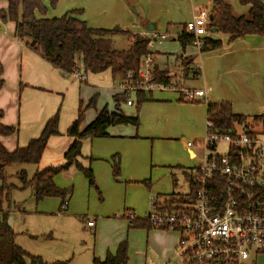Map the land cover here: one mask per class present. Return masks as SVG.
Listing matches in <instances>:
<instances>
[{"label":"rangeland","instance_id":"374dc122","mask_svg":"<svg viewBox=\"0 0 264 264\" xmlns=\"http://www.w3.org/2000/svg\"><path fill=\"white\" fill-rule=\"evenodd\" d=\"M118 1L127 10L136 8L137 5V0ZM226 1L231 5L234 15L246 14L235 9L229 0ZM110 3L108 10L119 13L117 2L110 0ZM137 3L146 8V0H138ZM184 4V9L193 7L192 0H186ZM103 5L104 3H96L95 0H63L55 7L48 4L47 12L52 16H61L68 11L81 8L86 13L90 12L92 20L100 21V24H109L105 16L98 15ZM205 7L209 11V4ZM0 27H3L2 23ZM113 27L120 28L117 23ZM6 33L12 37L10 33ZM217 34L218 38H225L223 34ZM121 38L122 36H117L114 40L116 48L123 50L126 48L124 39L126 37ZM171 43L168 39L164 49H175L176 45ZM105 76L102 73L91 76L87 74L86 84L72 85L66 94L56 95L58 99L56 111H59L58 131L61 121L65 120L62 119L64 104L70 108L74 107L75 118L81 106L83 116L80 130L84 129L96 112L105 105L108 109H113L111 89L113 83L109 75ZM66 78L72 81L71 78L67 76ZM91 80L94 84H91ZM96 92L98 93L96 103L88 108L89 97ZM134 98L132 95V106L120 103V109L125 115L136 114ZM149 98L151 101H148ZM146 99L138 110V128L114 126L107 129V133L112 137L82 141L80 150L81 156L84 157L82 165L84 167L90 165L96 187L90 186L83 173L74 167L58 175L55 185L68 194L67 205L63 210H60V200L56 197L36 202L32 188L22 187L16 177L23 171L29 180L37 166L15 164L5 169L8 176L7 184L13 188L3 210L8 213L9 224L15 234V243L21 249L31 256L40 257L48 264L56 261L66 264H92L96 245L100 247L114 234L121 232L125 236L127 246L131 244L127 264H162L166 258L163 253L166 244L162 238L154 235L159 230L153 228L127 230L126 217L128 214H134L136 219H144L149 210L150 198L157 194L188 192V184L179 169L189 162L184 145L186 142H193L194 139L202 141L205 136L206 112L205 102H177L178 99L173 93L154 91L152 96L149 95ZM80 100L82 104L79 103ZM5 107L8 109V106ZM68 127L69 125L64 128V134ZM261 136L264 150V132ZM10 137L12 136L3 138ZM92 142L96 147L94 153L100 155L98 158L91 152ZM218 150L223 153L225 148L221 145ZM115 154L118 155L120 162L117 177L113 176L112 171V157ZM86 220L94 221L97 227L88 229ZM100 226L96 237L95 230ZM165 233L173 234L167 231ZM256 264H264V256L258 257Z\"/></svg>","mask_w":264,"mask_h":264},{"label":"trees","instance_id":"16d2710c","mask_svg":"<svg viewBox=\"0 0 264 264\" xmlns=\"http://www.w3.org/2000/svg\"><path fill=\"white\" fill-rule=\"evenodd\" d=\"M6 2V10L1 13L3 23L11 22L15 26V37L22 41L26 47L39 55L46 63L57 69L63 76H69L77 69V62L81 69L87 74H100L110 71L114 83L125 78L127 72H133L136 76L141 61L148 54V40L128 30L118 27L112 29H91L86 23L77 19L81 11H71L59 18H46L47 9L44 3L50 7L63 0H3ZM241 6H248L246 14L234 15L231 5L226 0H210L209 20L207 31L216 30L227 37L225 43L219 39L209 36L201 38L200 53L214 51L229 45L237 39L248 35L264 37V0H238ZM125 36L129 40V46L125 49H116L114 38ZM194 37L183 29L178 43L181 51L193 47ZM34 42V45L31 43ZM194 58L187 57L180 60L179 67L183 72V79H198L200 72L194 65ZM3 69L0 65V89L3 86ZM154 85H172L173 79L154 66ZM136 103V114L125 115L120 109V103L126 104L124 94L115 97L116 105L113 111L103 108L95 119L84 129L80 130L82 122L81 106L77 111L76 119L70 124L66 135L74 141L64 154V162L58 166H49L36 170L28 180L25 172H19L16 177L22 187H31L36 202L45 198L56 197L60 200V210L67 205V192L55 185L54 179L59 174L67 171L70 167L83 173L90 186L96 187L92 170L90 167H83L78 159L82 141L85 139L108 138L107 129L114 126H131L138 128V110L147 101L142 92L134 95ZM95 98H92L87 107L95 105ZM205 102L206 120L211 124L212 134L235 133L237 127L245 122L253 130L259 133L262 138L264 132V115L246 117L232 113L231 105L228 102L210 103ZM133 105V102H132ZM131 105V106H132ZM1 115V113H0ZM59 111L50 118L44 125L40 135L30 140L25 147L16 148L8 152L0 143V264H48L40 257L31 256L15 243V234L8 224V213L4 211V203L8 201V195L13 188L7 184L8 176L5 169L15 165L32 164L38 166L44 151L47 148L48 140L51 137L59 136ZM17 132V128L5 127L0 124V138L8 137ZM113 176L119 175L118 155L112 157ZM189 179V173H187ZM191 193L193 188L188 181ZM191 195V194H190ZM180 194L170 195L172 203L182 199ZM129 228H151L149 223L143 219H130L128 216ZM128 260V246L124 240L119 243L114 254L107 253L104 260L93 258L92 264H126ZM50 264H66L56 261Z\"/></svg>","mask_w":264,"mask_h":264},{"label":"crops","instance_id":"0c3cea01","mask_svg":"<svg viewBox=\"0 0 264 264\" xmlns=\"http://www.w3.org/2000/svg\"><path fill=\"white\" fill-rule=\"evenodd\" d=\"M95 1L96 3H104L98 15L105 16L106 21L110 25L100 24V21L92 20L89 11L86 13L81 8L73 9L72 11H81L76 18L85 22L88 28L109 30L114 28L113 25L117 23L120 29L139 35L140 33L149 32L147 31V26L153 24L154 29L151 32L165 35V39L161 43H156L151 51L156 68L164 71L169 67L179 66L180 60L183 58L193 57L195 60L194 65L198 67L200 77L198 79L189 78L185 80L183 83L185 88L204 90L205 100L210 103L228 102L231 105L232 113L235 115L246 117L264 115V37L248 35L235 40L229 45H225L221 49L205 53H200L195 47H188L183 52L180 49L178 39L186 24L199 12H208L205 6L209 4L210 0H192L193 7L191 9H184L186 0H146V8L137 3V0L136 8L132 7L130 10H127L118 0H115L118 4V9L120 8L119 13L114 10H108L111 4L110 0ZM229 1L235 9L240 10V12H247L248 6H240L238 0ZM44 5L48 9V3L46 2ZM6 7V2L0 0V23L3 24V27H0V65H2L3 69V86L0 89V124L5 127H17L18 130L10 138H0V143L8 152H12L16 148L25 147L30 140L40 135L45 123L58 111H56V106L58 105L56 95L60 93L66 94L72 85H81L83 83L76 82L72 78L70 82L66 76H63L57 69L46 63L36 53L26 47L22 41L18 40L14 35V24L11 22L3 23L1 20V13L6 10ZM69 12L71 11L63 15ZM61 16H52L48 12L46 14V18L49 19ZM6 32L10 33L12 37ZM217 35V32L207 34L211 38L219 39L222 43L226 42L227 37L225 35V38L221 39ZM123 38L124 36L121 39ZM124 39L125 47L129 46L128 38ZM168 39L172 42V45H176L175 49H164ZM102 74L106 75L105 77L109 75L112 80L110 71ZM88 75L91 76L93 74ZM67 77L70 78V76ZM104 81H106V78H104ZM96 82H101V80H96ZM84 83L86 84L87 81ZM112 83L113 109H108L107 105L103 107L109 111L114 110L116 105L115 97L119 95L114 88L113 80ZM91 84H94L93 80H91ZM158 92L173 93L178 99L177 102H181L179 95L175 92ZM152 93L150 96H152ZM97 95V92L93 95L91 94L88 101L92 98L96 100ZM79 103L82 104V101L80 100ZM5 106H8V109ZM98 112L86 126L95 119ZM74 118V107L70 108L67 107V104H64L62 119L65 120L64 122L63 120L61 121L60 131H58L59 136L51 137L48 140L47 148L36 170L56 166L63 162L64 154L74 141L64 134V128L68 125L70 126V123L76 119ZM63 126L65 127L63 128ZM108 136L112 137L109 133ZM195 141L199 140L194 139L193 142ZM221 145L226 148L224 144H220L218 147ZM94 146L95 143L92 142L91 152L95 158H98L100 155L96 152L94 153L96 151ZM185 150L188 154L189 162L184 167L180 166L179 169H181L180 171L185 178L184 181L188 184L189 179L186 175L192 169V166L200 163L204 151L198 146L185 148ZM83 158L80 156L78 159L81 165L84 161ZM170 195L157 194L155 196L156 203L160 204L161 201L166 200ZM131 215L135 218L134 214ZM88 221L93 222L91 227L86 225L88 229L97 227L94 221L91 220H86V224ZM100 229L101 226L95 230L96 237ZM128 229L130 228L127 222ZM154 235L162 238L163 243L166 244V247L164 246L163 248L164 257H166L165 261L175 251L177 235L160 230ZM124 238V234L119 232L110 237L100 247L96 245L93 258L104 260L108 252L114 254L119 243L124 241ZM130 245L128 244V250Z\"/></svg>","mask_w":264,"mask_h":264},{"label":"built area","instance_id":"2783aa9c","mask_svg":"<svg viewBox=\"0 0 264 264\" xmlns=\"http://www.w3.org/2000/svg\"><path fill=\"white\" fill-rule=\"evenodd\" d=\"M208 16V12L201 11L185 26L198 51L201 38L209 34ZM139 36L148 40V54L137 75L129 71L114 83L117 92L124 94L127 106L132 105L131 96L137 92L147 97L154 91H172L185 103L206 101L204 90L184 87L179 66L164 70L173 79L172 85H154L151 51L165 35L145 32ZM76 64L77 69L69 76L84 83L87 73ZM210 129L206 121L202 141L185 143L186 149L198 146L204 151L200 163L189 171L192 193L188 185V192L180 194L183 197L179 202L166 203L170 197L160 204L155 197L149 200L143 220L153 229L177 235L173 255L162 264H256L257 258L264 256L263 140L245 122L235 133L212 134ZM220 144L226 146L223 153L217 149ZM128 217L133 219L131 214ZM86 225L91 227L93 222Z\"/></svg>","mask_w":264,"mask_h":264},{"label":"water","instance_id":"95a60500","mask_svg":"<svg viewBox=\"0 0 264 264\" xmlns=\"http://www.w3.org/2000/svg\"><path fill=\"white\" fill-rule=\"evenodd\" d=\"M208 19L209 20H211L212 19V16L209 14V16H208ZM154 29V25L153 24H149L148 26H147V31H149V32H151L152 30ZM216 32V30H211V33H215ZM31 45H34V42H32L31 43Z\"/></svg>","mask_w":264,"mask_h":264}]
</instances>
